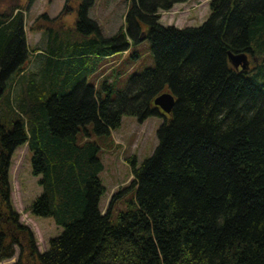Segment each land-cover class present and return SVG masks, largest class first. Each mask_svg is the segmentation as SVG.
I'll return each instance as SVG.
<instances>
[{"label":"trees","instance_id":"1","mask_svg":"<svg viewBox=\"0 0 264 264\" xmlns=\"http://www.w3.org/2000/svg\"><path fill=\"white\" fill-rule=\"evenodd\" d=\"M187 1L131 0L124 28L106 38L88 17L95 0H81L77 29L97 35L60 40L52 28L28 76L22 14L0 12V261L19 245L15 264H264V0H211L199 27L161 22ZM143 36L155 66L99 95L88 82L99 59ZM230 51L250 53L254 68L236 71ZM166 91L177 99L169 117L153 106ZM124 116L164 123L154 153L130 158L137 202L114 220L116 198L100 207L104 165L91 138ZM27 142L43 188L31 212L63 228L44 253L11 203V158Z\"/></svg>","mask_w":264,"mask_h":264},{"label":"rangeland","instance_id":"2","mask_svg":"<svg viewBox=\"0 0 264 264\" xmlns=\"http://www.w3.org/2000/svg\"><path fill=\"white\" fill-rule=\"evenodd\" d=\"M209 1L190 0L186 4L176 5L168 12L161 11L162 22L166 25L174 24L179 28L199 27L209 17ZM66 2L67 0H0V12L14 11L19 7L23 13L27 43L31 50L35 47L45 50L51 28L55 29L60 40L95 37L97 32L88 24L82 31L77 29V22L81 18L79 14L81 0L72 1L68 8ZM130 3L131 0H97L88 15L97 22L104 37H112L125 25L124 17ZM43 14H47L52 22L44 17L39 20ZM37 23L45 27L42 32L32 29ZM41 56L30 53L29 72L40 70L43 66ZM113 57L110 60H105L109 57L101 58L97 73L90 74L88 78L89 83L94 84L98 94L103 97H108L109 94L115 97L118 91L126 88L133 75L155 66V55L149 40L132 45L129 55L119 53ZM107 82L113 85L111 93L105 88ZM163 123L164 119L160 116L150 117L144 123H140L135 117L124 116L121 127L109 135H99L92 131L91 139L99 143L100 158L104 164V171L100 177L107 189L101 203L105 212L115 196L114 193L118 195L112 208L114 220L120 211L127 210L132 203L137 202L136 188L131 184L132 164L129 158L136 155L141 162L154 153L158 144L157 131ZM31 157L27 145L18 148L13 154L9 171L11 202L20 214L19 222L27 225L32 231L39 252H45L51 239L59 236L63 228L59 227L53 218L36 216L31 212L32 203L42 193L38 178L32 175ZM21 255L22 248L17 245L15 256L2 263L14 264L19 261Z\"/></svg>","mask_w":264,"mask_h":264},{"label":"water","instance_id":"3","mask_svg":"<svg viewBox=\"0 0 264 264\" xmlns=\"http://www.w3.org/2000/svg\"><path fill=\"white\" fill-rule=\"evenodd\" d=\"M230 59L237 67L242 63H244L243 67L247 66V57L245 54L234 55L231 53ZM155 104L162 107L166 112H171L175 105V99L170 94H163L155 100Z\"/></svg>","mask_w":264,"mask_h":264},{"label":"bare ground","instance_id":"4","mask_svg":"<svg viewBox=\"0 0 264 264\" xmlns=\"http://www.w3.org/2000/svg\"><path fill=\"white\" fill-rule=\"evenodd\" d=\"M130 43H132V42H130Z\"/></svg>","mask_w":264,"mask_h":264}]
</instances>
